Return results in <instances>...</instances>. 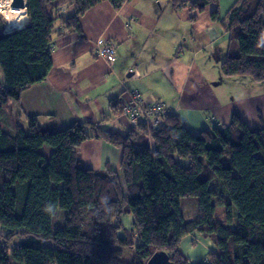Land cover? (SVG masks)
<instances>
[{
	"label": "trees",
	"instance_id": "trees-1",
	"mask_svg": "<svg viewBox=\"0 0 264 264\" xmlns=\"http://www.w3.org/2000/svg\"><path fill=\"white\" fill-rule=\"evenodd\" d=\"M60 1L27 0L25 26L0 30V264H147L157 251L193 264L181 250L193 232L216 246L203 264H264V127L251 128L237 112L229 125L199 136L172 113L158 130L140 124L125 132L80 122L54 130L23 116V92L52 70L56 25L80 31L93 6L109 1L119 9L127 0H68L75 9L68 18ZM171 1L176 10L198 11L218 2ZM211 18L238 28L239 52L222 62V74L264 82V0H237L225 17L216 10ZM10 101L14 132L2 124ZM93 138L123 150L119 170L79 166L78 148ZM190 198L198 203L193 219L182 213ZM124 215L133 216L130 229ZM126 248L134 249L129 263Z\"/></svg>",
	"mask_w": 264,
	"mask_h": 264
},
{
	"label": "crops",
	"instance_id": "crops-1",
	"mask_svg": "<svg viewBox=\"0 0 264 264\" xmlns=\"http://www.w3.org/2000/svg\"><path fill=\"white\" fill-rule=\"evenodd\" d=\"M236 2L218 0L198 11L185 7L176 10L171 0H127L119 9L102 1L81 17L80 31L58 23L51 45L52 70L45 81L23 92V116L35 117L42 128L54 130L80 122L125 132L132 124L120 112L125 102L132 100L133 92H139L145 101L160 96L169 112L194 136L229 125L235 112L251 128L264 127V82L245 76L226 77L220 68L228 55L239 52L232 40L238 28L227 29L213 21L211 15L218 10L225 17ZM60 5L63 18L74 15V6L68 0H61ZM185 20L188 25L181 28L180 21ZM28 21L27 15L25 24ZM15 29L18 28L9 31ZM101 36L116 51L112 64L96 57ZM217 48L220 59L218 67H214L206 61L205 53ZM176 64H184L189 70L197 68V72L177 82ZM203 64H211L212 71L203 74ZM165 81L174 85L172 91L163 93L159 89ZM10 103L8 131L14 132ZM3 119L4 114L2 124ZM149 142L153 144L150 138ZM42 149L47 156L53 150L49 146ZM122 155L121 148L93 138L78 148V164L98 172H104L107 166L119 170ZM122 222L130 229L133 216L124 215ZM181 250L193 264H203L216 246L212 239L193 232L183 239Z\"/></svg>",
	"mask_w": 264,
	"mask_h": 264
},
{
	"label": "built area",
	"instance_id": "built-area-1",
	"mask_svg": "<svg viewBox=\"0 0 264 264\" xmlns=\"http://www.w3.org/2000/svg\"><path fill=\"white\" fill-rule=\"evenodd\" d=\"M115 52L113 45L104 36L98 38L96 57L112 64L115 60ZM120 114L130 119L132 127L144 124L149 130H158L164 126L170 112L160 101H145L139 92H133L132 100L125 102ZM151 136L150 133V139Z\"/></svg>",
	"mask_w": 264,
	"mask_h": 264
},
{
	"label": "rangeland",
	"instance_id": "rangeland-1",
	"mask_svg": "<svg viewBox=\"0 0 264 264\" xmlns=\"http://www.w3.org/2000/svg\"><path fill=\"white\" fill-rule=\"evenodd\" d=\"M158 9V8H157ZM8 21L5 19V17L3 15L0 14V30H6L7 29V26H8ZM188 25V22L185 20V22H181L180 21V26L181 28L183 27H186ZM234 43L237 45V43L234 41ZM220 50H218V48L216 50H213L211 53H209L208 55L205 53L206 55V61H208L209 63L213 64L214 67H218V60L220 59ZM208 57H210V60L208 59ZM223 62V61H222ZM211 64H203L201 65L202 67V72L203 74L205 73H208L210 71H212L211 69H209V67L211 66ZM222 64V63H221ZM177 66H179L178 69H176V75H175V78H176V81L177 82H180L182 83V80H184L185 78V75L190 73L191 77L197 72V68H192L189 70V68L182 64V65H179V64H176ZM176 66V67H177ZM172 72V69L170 68L169 69V74H171ZM0 78L3 79V74L0 70ZM253 80V79H252ZM254 81V80H253ZM165 85L164 86H161L159 87V89L164 93L165 91L167 90H170L172 91L174 89V85L173 84H170L168 81H165ZM259 83V82H257ZM261 83V82H260ZM209 86L213 87L215 89L214 86H212V84H210ZM160 95H163L162 93H159ZM162 97V96H161ZM154 101H160L161 103H163L165 105V107L169 110V108L167 107V105L165 104V102H163L159 97H155L153 99ZM166 100V99H165ZM167 101V100H166ZM168 104V102H166ZM10 102H8L4 108V119H3V125L5 130L8 131V126H10V123H9V118H8V113H9V109H10ZM12 115V113H11ZM13 125V124H12ZM14 128V127H13ZM43 150V149H42ZM183 207H182V213L184 215L185 218H189V219H193L194 217L197 216V200L194 199V198H190V199H185L184 202H183ZM65 212L64 211H60L57 213V215L55 216L54 218V225L57 227L58 225H60L63 221V217H64V214ZM124 231L120 230L119 231V234L122 235L124 234L123 233ZM17 241L19 240H16L15 243H17ZM193 241H196L193 239ZM133 256H134V249L132 248H126L125 249V252H124V255L122 257V260L126 263H129L132 261L133 259Z\"/></svg>",
	"mask_w": 264,
	"mask_h": 264
},
{
	"label": "bare ground",
	"instance_id": "bare-ground-1",
	"mask_svg": "<svg viewBox=\"0 0 264 264\" xmlns=\"http://www.w3.org/2000/svg\"><path fill=\"white\" fill-rule=\"evenodd\" d=\"M0 14L8 21L7 31L25 26L27 19L26 6H13L12 0H0Z\"/></svg>",
	"mask_w": 264,
	"mask_h": 264
},
{
	"label": "water",
	"instance_id": "water-1",
	"mask_svg": "<svg viewBox=\"0 0 264 264\" xmlns=\"http://www.w3.org/2000/svg\"><path fill=\"white\" fill-rule=\"evenodd\" d=\"M13 6H26L27 8V0H12ZM147 264H174L165 251H157L155 252L148 260Z\"/></svg>",
	"mask_w": 264,
	"mask_h": 264
},
{
	"label": "clouds",
	"instance_id": "clouds-1",
	"mask_svg": "<svg viewBox=\"0 0 264 264\" xmlns=\"http://www.w3.org/2000/svg\"><path fill=\"white\" fill-rule=\"evenodd\" d=\"M45 210L48 211V212H52V207L48 206Z\"/></svg>",
	"mask_w": 264,
	"mask_h": 264
}]
</instances>
